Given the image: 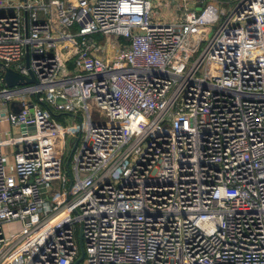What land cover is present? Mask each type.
I'll list each match as a JSON object with an SVG mask.
<instances>
[{"label":"built area","instance_id":"obj_1","mask_svg":"<svg viewBox=\"0 0 264 264\" xmlns=\"http://www.w3.org/2000/svg\"><path fill=\"white\" fill-rule=\"evenodd\" d=\"M233 1L0 0V264H264V0Z\"/></svg>","mask_w":264,"mask_h":264},{"label":"rangeland","instance_id":"obj_2","mask_svg":"<svg viewBox=\"0 0 264 264\" xmlns=\"http://www.w3.org/2000/svg\"><path fill=\"white\" fill-rule=\"evenodd\" d=\"M192 1V0H191ZM198 1V6L196 8V10L200 11L203 9V7L207 4L213 3L220 11L222 10H226V11H230L232 8H234L239 1H233V0H197ZM157 8V5L155 3L154 5V9ZM160 6H158V10H160ZM224 20V17L221 18V20L219 21V23L215 24V25H208L205 29V33L207 35L208 38H205L201 44V48H200V53L203 52V50L205 49V47L208 44V41L210 39V37L213 35V33L218 29V27L222 24ZM93 39L98 43V44H103L105 42V37H102L100 35H96L93 37ZM118 55V50L113 47V46H109V49H106L103 56L104 57H112L115 58ZM194 56H198L196 53L193 54ZM0 72H1V67H0ZM55 114V118L58 119L61 123L63 124H69L72 125L76 130L78 129V123L75 121V119L70 116L67 115L65 113H56ZM87 122V120H86ZM86 122L84 121V124H86ZM13 132V136L16 138L17 137V133L14 129H12ZM73 138L69 139V145L73 142ZM6 151L8 153H11V147L8 145L6 148ZM71 155V151H68L67 156L65 158V172L66 174L69 176V172H68V168H67V163L69 160V157ZM7 165H10L13 163V159L11 157L7 158ZM19 224L18 223H13L12 225L8 226L6 228V233H10V232H17L19 230ZM79 236H80V226L77 225V240L79 241ZM80 264H84V262L82 261Z\"/></svg>","mask_w":264,"mask_h":264},{"label":"crops","instance_id":"obj_3","mask_svg":"<svg viewBox=\"0 0 264 264\" xmlns=\"http://www.w3.org/2000/svg\"><path fill=\"white\" fill-rule=\"evenodd\" d=\"M154 0L160 10L153 8V16L157 22H179L184 17V9L191 2V0ZM193 1V0H192ZM109 49V48H108ZM112 58V57H110ZM72 136L69 137L71 139ZM68 139V140H69Z\"/></svg>","mask_w":264,"mask_h":264},{"label":"water","instance_id":"obj_4","mask_svg":"<svg viewBox=\"0 0 264 264\" xmlns=\"http://www.w3.org/2000/svg\"><path fill=\"white\" fill-rule=\"evenodd\" d=\"M26 63H27V66L29 67V53H27V55H26ZM5 79H6V83L10 87H13V86L18 85V84L35 83L36 82V80L33 77V75H32V78H28V77H25V76L20 75L19 73L15 72L14 70H12L10 68L6 69ZM10 108L14 112H18L20 110V108L18 107V104L17 103H13L10 106ZM7 110H8L7 107H4V108L1 109L2 113H5ZM78 119H79V122L81 124L82 123V119L81 118H78ZM79 138L77 139V142H76V144H75V146H74V148L72 150V153H74V151L76 149V146H77V143L79 141ZM68 165H69V160H68L67 166ZM83 258H84V252H83V249H82V251H81V258L75 264H79V262H81L83 260Z\"/></svg>","mask_w":264,"mask_h":264}]
</instances>
